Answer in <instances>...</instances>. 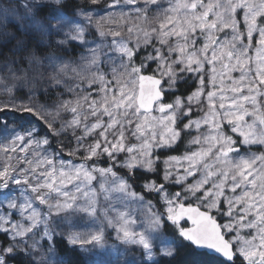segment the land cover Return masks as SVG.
I'll use <instances>...</instances> for the list:
<instances>
[{
	"label": "snow or ice",
	"instance_id": "snow-or-ice-1",
	"mask_svg": "<svg viewBox=\"0 0 264 264\" xmlns=\"http://www.w3.org/2000/svg\"><path fill=\"white\" fill-rule=\"evenodd\" d=\"M98 2L91 0L94 5ZM126 2L133 4L136 0ZM63 3L64 0H29L24 3L22 7L28 27L49 38V46L54 43L60 47L72 41L85 44V32L92 24L93 10L76 9L67 13L60 7ZM149 3L157 4V0H146L138 18L148 19ZM53 5L54 11L48 16L41 18L37 15L39 9ZM238 10L240 19H237ZM155 11L158 13L157 27L139 29L134 47H129L125 41H112L119 53V67L124 71L118 73L113 67L112 78L108 79L97 66L88 80V86L98 83L103 95L99 101L92 99L87 105L90 112H78L81 100L88 101L90 95L78 98L75 103L62 102L59 107L75 115L59 131L72 128L74 133L75 128L81 126V117L87 120L89 115L93 116L95 122L84 124V134L77 137L78 150L83 146L80 141L99 130L98 137L86 147L84 161L106 155L110 161L116 162L119 154L124 153L125 158L118 162L119 167L127 168L129 172L135 169L155 172L159 156H154V152L173 148L182 131L193 127L198 131L202 124L207 125L205 133L190 141L200 145L198 149L185 152L181 157H169L164 162L165 181L173 175L170 170L174 166L173 161L176 164L187 162L186 166L181 165L184 173L177 177L176 183L196 176L197 172L201 175L193 183L185 185L184 191L188 195L184 197L179 192L169 196L163 184L148 181L144 187L160 194L165 211L155 212L149 202L146 226L137 227L135 218L127 211H117L115 217H110L108 210L104 209L102 223L114 229L115 238L125 246L124 250L113 246L111 251H105L102 226L86 237L79 231L71 232L68 242L72 245H92L93 249H97L91 264H165L180 246L207 250L206 255L219 254L222 259L217 264H264V152L257 154L250 151L251 145L264 146V19L258 23V18H264V0H170L168 7ZM241 24L244 25L243 32ZM226 29L230 32L220 37L219 33ZM97 30L101 36L105 35L99 24ZM133 31L132 27L128 28L129 33ZM254 33L257 37L255 47L252 44ZM111 34L115 37L120 32L113 31ZM201 38V44L197 45V40ZM154 39L160 47L153 44ZM150 44L153 51L143 55L140 63L136 64L133 57L137 51L141 46L146 48ZM249 50L255 55L249 56ZM89 52L91 55L86 58L88 67L98 65L100 54L97 48L90 47ZM173 54H177L175 59ZM105 55L112 59L108 53ZM152 61L155 68L149 70V62ZM250 62H254V66H249ZM175 65H180L178 70ZM205 65L210 66L207 72ZM67 68V63L60 64L56 68L57 76L65 73ZM72 71L77 72L75 68ZM233 71H239L240 76L233 78ZM179 73L199 74L195 78L201 87L186 98L177 95L168 102L165 94L175 90L178 77L184 79ZM125 74L127 78L122 79ZM205 75L210 85L207 92L203 87ZM57 76L52 78L55 84L61 83ZM225 78L231 83L226 84ZM202 96L206 107L204 115L198 120L189 119L178 127V121L191 115L190 105L200 103ZM22 110L40 115L33 108ZM40 118L43 119L42 116ZM225 123L228 132L236 134L239 142L225 131ZM48 127H52L51 123ZM37 131L32 128L9 132L5 127L0 131L3 141L0 142V151L15 153L26 137L30 139L19 148L20 152H27L33 144L37 148L47 145V137H34ZM129 136L136 143H127ZM242 146L248 149L246 153H241ZM69 154H75V150ZM12 159L10 154L6 155L5 160L9 163L0 169V207L9 210L0 213V232L7 233L10 241L0 248V264H9L19 252L30 254L28 249L35 250L39 244L37 236L52 241L55 231L49 224L53 215L80 213L96 222L99 220L97 206L101 196L104 201L112 200L113 193L119 194L115 197L119 200H143L112 166L76 165L61 160L57 167L53 157L41 156L35 150L32 159L16 158L18 163L28 164V168L17 169L10 163ZM40 168L44 170L37 172ZM93 182H97L96 187H93ZM20 185L25 187H15ZM226 189L235 195H226ZM237 189H240L238 194ZM197 192L201 194L197 196ZM189 196L195 197V206L178 202ZM221 198L227 205L224 214L232 218L226 223H218L212 214L214 210L221 212ZM36 201L47 206V214L42 215L34 206ZM240 205L243 207L233 216ZM12 210L18 213L19 220H12ZM249 216L252 218L248 219ZM185 218L191 222L190 227L187 223L181 224ZM165 219L174 226L173 233L164 232ZM23 220L29 223L25 225ZM37 228L42 230L34 233L33 229ZM242 229L253 231L244 237L240 235ZM230 232L233 236L226 239ZM29 233L33 235L29 236ZM128 247H135L139 255L129 259ZM51 248L52 245L50 251Z\"/></svg>",
	"mask_w": 264,
	"mask_h": 264
},
{
	"label": "trees",
	"instance_id": "trees-1",
	"mask_svg": "<svg viewBox=\"0 0 264 264\" xmlns=\"http://www.w3.org/2000/svg\"><path fill=\"white\" fill-rule=\"evenodd\" d=\"M28 2L29 0H0V131L5 127L8 128L9 132L13 130L27 131L35 128L38 131L34 133V137L36 139L47 137L49 140L48 147L61 154L62 157L66 158L74 155L69 154L74 150L77 155L85 154L88 142H83V146L77 150V137L81 135L80 127H76L74 133L72 128H67L62 132L59 131L61 126L74 116L72 112L59 106L64 101L75 103L83 94L82 86L77 87L73 84L76 80L70 73L65 72L57 76L56 68L63 63H77L84 55L86 57V47L81 45L80 49L74 41L60 47L55 46L54 43L49 46V38L42 36L37 29L30 28L27 25L22 5ZM112 2H115V0H99L94 5L91 0H64L60 7L67 13H72L76 9H91L93 10L91 12L92 24H99L102 28L106 20L100 21L95 12L103 9L105 3L110 4ZM144 2L146 1L136 0V3L140 5ZM160 5H164L161 0H158L157 4L149 3L147 5L149 8L147 12L148 19L144 20L145 23L141 22L142 28L157 27L156 16L158 13L155 10L159 9ZM54 8L55 5L41 8L37 15L44 18L54 11ZM114 24L116 26L114 31H119L122 35L121 38L129 39L130 43L135 40L131 33L127 34L126 24L120 23L119 20H115ZM153 44H156L155 39ZM156 46L160 47L159 44H156ZM152 51L151 44L146 48L141 46L133 60L136 64H139L142 56ZM50 60L53 63H49ZM174 67L177 70L179 68L178 65ZM154 68L155 62H149V70H154ZM119 72L122 73L123 70L120 69ZM53 76H57L61 83L55 84L52 79ZM179 76H183L184 79L181 80L178 77L175 90L165 94V100L168 102H171L177 95L186 98L196 90L198 83L196 76L189 73H179ZM70 88L73 90L69 91ZM85 102L87 101L81 100V107H84ZM23 108L36 109L40 115L37 116L32 112L23 111ZM58 110L59 114L57 115ZM41 116L43 119L40 118ZM49 123L52 125L51 128L48 127ZM29 138L26 137L25 139L28 140ZM188 140V133L184 132L179 143L174 148L162 152L160 158L164 159L167 155L179 156L183 154L187 151ZM0 142H3L2 137H0ZM23 166L27 167L28 164H20L21 168ZM120 173L127 178V182L137 193L153 203L159 211L163 210L159 199L160 194L149 191L144 187L148 181L154 180L157 185L163 184L164 189H167V183L160 179L162 174L161 161L157 163L155 172L142 173L137 170L132 172L123 170ZM168 187L175 189L173 185H168ZM184 203L191 204L192 200L184 199ZM165 229L166 233L175 231L174 226L167 222H165ZM0 239L4 240L3 244L6 246L10 243L6 237L0 236ZM54 245L57 253L55 257L60 263L87 264L82 251L71 246L63 236L55 235ZM35 251H33L34 254L42 257L41 249H38V253H35ZM204 253V251H198L193 246H180L177 248L175 255L170 258V261L166 260L165 264H217L220 260L216 256ZM24 256L22 253H18L9 263L27 264L29 261Z\"/></svg>",
	"mask_w": 264,
	"mask_h": 264
},
{
	"label": "rangeland",
	"instance_id": "rangeland-1",
	"mask_svg": "<svg viewBox=\"0 0 264 264\" xmlns=\"http://www.w3.org/2000/svg\"><path fill=\"white\" fill-rule=\"evenodd\" d=\"M164 1H166L167 7H168L170 0H164ZM137 17H138L137 13H133L132 14V18H135V21L132 23V28L134 29V31L131 34H132V37L135 40L132 43H130V40L126 39V38H121V39L116 40V41H125V42L128 43L129 47L135 46V44L137 42L136 38H135L136 37V33L139 31V29L142 28L141 27L142 23L138 20ZM259 21H260V18H258V23H259ZM240 30L242 32L244 31V25L243 24L240 25ZM227 32H230V30L226 29L224 32L219 33V36L223 37L225 35V33H227ZM85 34L87 35L85 37L86 41L87 42L91 41V42L95 43L94 47L97 48V50H98L100 55H102L103 52H105V53H108L112 57V59L109 60L108 56H106L105 53H104V58L105 59L102 60V61L105 63V67L101 71L105 74V76L108 79L112 78L111 77V72H112L113 67H116L117 72L120 73L119 70L122 69V68L119 67L120 57H119V53L118 52L114 51V53H112V49L110 48V46H112L114 48V50H115V45L112 44V41H109V42L108 41H104V36H101L99 34L98 30H95L94 34H91L89 32H85ZM174 39H175V37L172 38V40H174ZM256 41H257V37H256V34L254 33L253 34V38H252L253 47L256 46ZM201 42H202V38L198 39L196 43H197V45H200ZM245 42H247V38L246 37H245ZM248 55L249 56H254L255 54H254V52L252 50H249ZM85 58L86 57L84 55L82 57V59H80L77 63L68 64V68L65 70V72L70 73L72 75V77L75 80H77L80 77V73H81L82 68H83V61H84ZM249 66H254V62H250ZM209 67H210L209 65H205V72L208 71ZM73 68H75L77 70L79 75H77V72H73L72 71ZM96 68H97V65L92 66L91 67V71L96 70ZM61 74H63V73H60L59 75H61ZM195 75H199V74H195ZM231 76L233 78H238L240 76V72L239 71H233L231 73ZM126 78H127L126 75L122 76V79H126ZM204 79H205V84H204L203 87L205 89V92H207L209 90V88H210V85L208 83V76L204 77ZM166 81H167V79H166ZM113 83H115V82L113 81ZM225 83L226 84H230L231 81H229V80H227V78H225ZM95 84H96V86L91 89V92L93 93V97L90 98L87 102L84 103V107H80L79 108V110H81L82 113L90 112L91 109L88 108L87 105L91 103L92 99H95V100L99 101L101 96L103 95V93H101L99 91L100 85L98 83H95ZM199 87H201V86H200L199 81H198L197 88H199ZM200 101H201L200 103L193 102L190 105V107L192 108L191 115L183 117L182 118V120H183L182 122L178 121V124H177L178 127H181L182 123H186L189 119L198 120V119H200L201 116L204 115V112L206 111V107H205V99H204L203 96L200 98ZM95 119H96L95 117L90 116V115L88 116L87 120H84L83 117H81V126H80V127H82L81 136L84 134L83 125L84 124L91 125L92 123L95 122ZM104 119L106 121L107 117H105ZM248 119H251V118H248ZM226 126H228V125L225 123L224 129H225L226 132H228V127H226ZM207 129H208V126L202 124L198 131L194 127L186 129V130H188V131H190L192 133V136H191V139H192L193 137H195V136H197L199 134L205 133L207 131ZM98 132H99V130H97V132L92 134V135L86 136L83 140H85V141H89L90 140L91 143H93L94 140L98 137ZM228 134L233 135V137L234 136L237 137L236 134H234V133L228 132ZM127 143H136V141L134 140V138L129 136V139H128ZM34 145L35 144H33L31 147H29L27 152H20L19 148L20 147H24V145H22V143L19 144V146L17 147V152H15V153H4L3 151H0V169H2L3 166L6 163H9V161L5 160V156L9 155V154L11 156H13V159L10 161V163L14 167H16L17 169H19V168L20 169L28 168L29 165L27 167L23 166L21 168L20 164L25 165L26 163H24V162L17 163V159L16 158H18V157H26L28 159H32L33 158V152H34V150H32V149H33ZM188 146H189V151H188L189 153L191 151L196 150V149H198L200 147V145L191 144L190 142L188 143ZM251 146L260 148L256 152L257 154L264 152V146H261V145H251ZM242 148H243V146L240 148L241 153H246L247 150H243L244 151L243 152L241 150ZM161 150H164V149H160L159 151H161ZM35 151L38 152L41 156L48 155V156L53 157L54 163L57 164V167H59V163L58 162L61 161V160L66 161V162H71L72 164H76V165L80 164V163L72 162V161H70L68 159H63V158H61V156H55L54 153L52 152V150L47 147V145H41L39 148L36 147ZM159 151L158 152H154L153 155L154 156H158ZM120 156L122 157V160L125 158V154L124 153H120L117 158H119ZM104 161H107V162L110 161L106 155L104 156ZM81 163H86V162H81ZM171 163H172V165H174L173 167L170 168V170L173 172V175L170 177L169 180H167V182L175 184L176 188H177V190H176L177 192H185L184 191L185 185L193 183L201 175L200 172H197L196 176H189L186 180H184V181H182L180 183H176L175 181H176L177 177L178 176H182L183 173H184V167H182L181 165H185L186 166L187 162L186 161H181L180 164H176V162L173 161ZM94 165H96L97 167H109L110 166L109 163H105L104 164V163H99V162H97V164H94ZM45 167H47V166H45ZM43 170H44V168H40V169H37V172H40V171H43ZM138 170H140V169H138ZM140 171H142V170H140ZM164 171H165V163L162 164V177H163ZM13 173L16 175L15 172H13ZM40 179H44V177H40ZM30 182L34 183L35 181H30ZM96 184H97V182H93V187H96ZM22 187H25V186L24 185L17 186V188H22ZM205 187H208V186L206 185ZM131 189H132V191H134L133 188H131ZM225 192H226V195H235L233 193L228 192L227 189L225 190ZM239 192H240V189H237L236 194H238ZM167 193H168L169 196H171L172 194H174L176 192L172 191V189H168ZM197 193H199V192H197ZM117 195H119V194L113 193V197L114 198L112 200H110V201H104L102 196H101L100 203L97 206V216L99 217V220L96 221V222H94L90 218L85 217L83 214L77 213L75 215H72L69 212V213H61L58 216L57 215H53V217L55 219H59L60 222H62V223L54 222L52 224H49V227L54 229L55 235L63 236L68 242V236H69L68 229L70 230V233L74 232V231H79L82 234V236L86 237L89 234V232L95 231L97 228L102 226L104 228L105 251L106 252L107 251H111L113 246H116L117 249L124 250L125 246L123 244H120V242L117 241L116 238H115L114 229L111 228V227H108L106 223H102L103 222L102 211L104 209H107L108 210V216H110V217H115L116 214H117V211H127L132 217L135 218L136 226L137 227H143V226H146L147 217L149 215V201L146 200L140 194H138V196H142L143 197L142 201L141 200H135V199L129 200L127 198H125L123 200L115 199V197ZM160 202H161V204H162V206H163V208L165 210V204H164L163 200L161 199V197H160ZM150 205H151L152 209L155 212L159 213V211L153 206V204L151 202H150ZM34 206H36L40 210L42 215L47 214V206L46 205H40L39 202L36 201ZM240 207H243V205L238 206L234 210L233 216H235L236 213H238L240 211ZM220 208H221V212L222 213H225L227 211V205H226V202L224 201L223 198H221ZM8 211L9 210L6 207H0V213H6ZM224 216L227 217V219H228L227 222L232 219L231 217H229V216H227L225 214H224ZM251 218H252L251 216L248 217V219H251ZM19 219H20V217H19L18 213L15 210H12V220L16 221V220H19ZM22 222L25 225H27L29 223L27 220H23ZM163 225H164V222H163ZM41 230H42L41 228H37V229H33V232L35 233V232H39ZM252 231L253 230L242 229L240 231V235L244 236V237H247ZM2 233L3 232H0V234H2ZM171 233H172V231H171ZM228 234L230 235V237L233 236L232 232H230ZM28 235L32 236L33 233H29ZM54 236H53L52 241H48L46 238L45 239H40L39 236L36 237V239L39 240L38 246L44 245V252H45L44 259L42 261H37L36 264H52L53 261H55V264H56V258H55V253H54V249H53V246H55L54 245ZM3 242H4V240L0 239V245L2 247H5L6 245H4ZM50 245H52L51 251L49 250ZM70 245L73 246V247H77L82 252H85V253L91 254V255H95L96 252L98 251L97 249H93L92 245H72V244H70ZM89 249H93V250L89 251ZM127 251L130 254L129 257H128L129 259H132L133 256H138L139 255V252H138V250L135 247H128Z\"/></svg>",
	"mask_w": 264,
	"mask_h": 264
},
{
	"label": "water",
	"instance_id": "water-1",
	"mask_svg": "<svg viewBox=\"0 0 264 264\" xmlns=\"http://www.w3.org/2000/svg\"><path fill=\"white\" fill-rule=\"evenodd\" d=\"M186 219V218H185ZM190 222V221H189ZM191 223V222H190ZM199 250H201V249H199ZM215 255H219V254H215ZM220 256V255H219Z\"/></svg>",
	"mask_w": 264,
	"mask_h": 264
},
{
	"label": "bare ground",
	"instance_id": "bare-ground-1",
	"mask_svg": "<svg viewBox=\"0 0 264 264\" xmlns=\"http://www.w3.org/2000/svg\"><path fill=\"white\" fill-rule=\"evenodd\" d=\"M217 257V256H216Z\"/></svg>",
	"mask_w": 264,
	"mask_h": 264
}]
</instances>
